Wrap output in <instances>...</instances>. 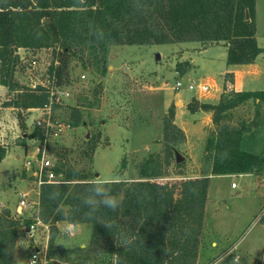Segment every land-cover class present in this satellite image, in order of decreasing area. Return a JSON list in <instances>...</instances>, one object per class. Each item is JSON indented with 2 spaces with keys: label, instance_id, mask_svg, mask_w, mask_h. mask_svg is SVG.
<instances>
[{
  "label": "trees",
  "instance_id": "16d2710c",
  "mask_svg": "<svg viewBox=\"0 0 264 264\" xmlns=\"http://www.w3.org/2000/svg\"><path fill=\"white\" fill-rule=\"evenodd\" d=\"M256 11L257 0H0V86L8 89L9 96L5 107L17 111L18 125L26 132L31 110L50 102L56 109L62 106L52 91L72 85L74 61L104 78L114 46L222 45L227 48L228 66L255 64L264 51L256 37ZM22 49L53 50L47 69L50 86L28 87L17 80ZM185 73L182 70L180 76ZM224 89L218 103L201 105L212 115L216 128L206 144L213 156L210 175L261 173V163L242 149L251 124L240 120L233 125L231 121L234 113L251 101L260 111L264 91L226 92V84ZM101 92L99 84L95 97ZM174 117L170 108L164 126V157L150 155L140 165L139 180L113 185V194L123 189L124 202L116 212L102 206L93 212L85 203L94 195L90 165L100 145V134L87 143L83 154L88 164L84 168L71 164L69 148L52 151L56 180L40 186L34 217L50 229L46 264H56L59 256L71 264L77 260L83 264H198L211 181L210 176L187 179L179 188L159 182L164 166L173 159L177 167L182 165L177 162V146L184 132ZM68 122L72 127L85 125L78 107L72 108ZM8 154L9 147L0 141V163ZM126 165L124 159L121 173ZM87 213H92L91 218ZM104 220L113 223L111 231L103 226ZM33 221L9 210L0 215V264H15L20 230ZM60 222L89 224L88 246L56 250ZM125 237L135 239L125 246L121 243Z\"/></svg>",
  "mask_w": 264,
  "mask_h": 264
},
{
  "label": "rangeland",
  "instance_id": "374dc122",
  "mask_svg": "<svg viewBox=\"0 0 264 264\" xmlns=\"http://www.w3.org/2000/svg\"><path fill=\"white\" fill-rule=\"evenodd\" d=\"M256 12V37L264 50V0H257ZM21 55L17 80L28 87L50 86L47 69L53 61V50L24 51ZM226 61V47H204L198 42L114 46L104 78L84 70L74 61L73 83L63 88L70 96L65 98L56 115L69 121L72 108L78 107L85 125L67 130L62 138L52 143L50 153L57 148H69L71 164L84 168L88 164L83 154L87 143L92 136L100 134V145L90 165L91 179L101 176L129 182L139 180L140 165L146 158L150 155L164 157L165 120L169 109L173 108L174 123L184 132V139L177 146L183 161L180 167L174 159L170 165H165L159 182L179 188L187 179L210 176L211 181L198 264H264V216L261 215L264 209V105L258 111L251 101L236 111L231 121L233 125L240 120L251 124L242 149L256 157L262 172L250 176L210 175L213 156L207 152L206 144L216 128L212 117L207 120L200 112L203 111L201 106L195 110L197 101L201 105L214 103L225 92V84L230 81L233 84V78L225 75ZM256 65L263 74L259 79L246 78L245 89L264 91V51ZM182 70L186 72L184 76H180ZM179 81L186 86L208 84L211 89L205 94L190 91L186 86L179 91L175 89ZM231 83L226 86V92L234 91ZM99 84H102V92L95 97L94 91ZM8 98V89L0 86V141L10 152L8 160L0 163V215L9 210L20 216L17 208L25 199L28 206L22 210L21 217L32 218L35 228L29 231L26 227L21 228L15 264H30L36 253L43 259L37 264H46L50 229L47 224L34 219L40 192L35 177L39 165L35 158L39 142L33 132L36 112L27 118L24 132L18 125L17 111L5 107ZM16 155L21 158L17 159ZM29 156L34 157L32 166H27ZM124 159L127 165L121 173ZM50 160L52 164L56 162L53 155ZM233 183L238 185L237 189L232 188ZM71 226L66 222L58 223L60 234L54 243L56 250L88 246L91 226ZM55 263L71 264L61 256ZM76 264H83L82 260H77Z\"/></svg>",
  "mask_w": 264,
  "mask_h": 264
},
{
  "label": "built area",
  "instance_id": "2783aa9c",
  "mask_svg": "<svg viewBox=\"0 0 264 264\" xmlns=\"http://www.w3.org/2000/svg\"><path fill=\"white\" fill-rule=\"evenodd\" d=\"M36 62H34L35 64ZM45 86V85H43ZM186 85L183 84L182 81H179L175 85V89L182 90ZM190 91L197 92L198 94L208 93L211 89V86L208 84H201L199 86H195L194 84H188L186 86ZM53 95L56 97V101L58 104L62 105L63 101L66 97L70 96L68 92L62 89H54ZM58 109V108H57ZM57 109L54 107L53 102L45 105L42 108H37L31 110L32 112H36V118L34 119V133L36 136V140L39 142V146L36 148L35 158L39 163L36 168L35 177L39 181V186L42 185L45 181L47 182H55L56 176L53 172L54 163L52 164L50 157L52 154L50 153V147L52 143L57 142L60 138H62L67 130H71L73 127L68 121H63L59 118L57 114ZM32 160L34 157H30L27 160V166H32ZM264 182V178L262 179ZM232 188H238L236 183L232 184ZM25 195H23L24 197ZM28 206L25 199H22L18 205L17 212L21 216L22 210ZM264 216V209L261 213ZM75 225L71 227L74 228ZM35 228V225H31L28 227L29 230ZM37 264L39 261L42 263L43 259H41L38 253L34 254L30 264Z\"/></svg>",
  "mask_w": 264,
  "mask_h": 264
},
{
  "label": "clouds",
  "instance_id": "9594fccd",
  "mask_svg": "<svg viewBox=\"0 0 264 264\" xmlns=\"http://www.w3.org/2000/svg\"><path fill=\"white\" fill-rule=\"evenodd\" d=\"M122 180H115L105 177H95L92 179V190L94 192L93 196L88 197L85 203L92 207L93 212H99L100 207L116 212L119 210L124 202L123 200V189L121 192L113 194L112 188L116 183H124ZM92 213H87L86 217L91 218ZM103 226L111 231L114 227L111 221L104 220ZM135 237H125L121 243L125 246L131 244ZM34 264V261H33Z\"/></svg>",
  "mask_w": 264,
  "mask_h": 264
},
{
  "label": "crops",
  "instance_id": "0c3cea01",
  "mask_svg": "<svg viewBox=\"0 0 264 264\" xmlns=\"http://www.w3.org/2000/svg\"><path fill=\"white\" fill-rule=\"evenodd\" d=\"M208 48H206L204 50H207ZM227 74H229L233 78V84L230 81V82H228V85H229V83H231V85H233V87H234L233 90L235 92L263 91V90H253V89L247 90V89H245L246 84L244 83V80L246 78L254 77V78L259 79L263 74V72L258 67V65H256V62H255V64H251V65L228 66V68L225 71V75H227ZM232 78H231V80H232ZM228 85H226V86H228ZM218 102H219V97L215 99L214 104H216ZM200 112H202L203 114H205V116H207V120H209L212 117V115L210 113H206L204 111H200ZM9 156H10V152H9L8 156L1 163L6 162L9 158ZM16 157H17V159H20L21 155H16ZM30 157L31 156H29L28 158H30ZM241 175H243V174H241ZM245 175H248V174H245ZM250 175L251 174H249L248 176H250ZM235 189H237V188H235ZM38 198H39V196H38ZM27 230L29 231L28 228H27ZM216 246H218V244H216Z\"/></svg>",
  "mask_w": 264,
  "mask_h": 264
},
{
  "label": "water",
  "instance_id": "95a60500",
  "mask_svg": "<svg viewBox=\"0 0 264 264\" xmlns=\"http://www.w3.org/2000/svg\"><path fill=\"white\" fill-rule=\"evenodd\" d=\"M47 22H49V21L47 20ZM24 51H25V50L22 49L20 52L23 53ZM200 106H201V103H200L199 101H197V102L195 103V110L199 109ZM182 161H183V158H182L181 156H179V154H177V162H178V163H181Z\"/></svg>",
  "mask_w": 264,
  "mask_h": 264
}]
</instances>
